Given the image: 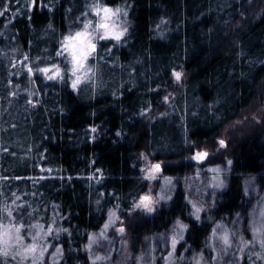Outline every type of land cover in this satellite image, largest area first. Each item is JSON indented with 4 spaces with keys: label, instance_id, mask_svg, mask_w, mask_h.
Returning <instances> with one entry per match:
<instances>
[{
    "label": "trees",
    "instance_id": "16d2710c",
    "mask_svg": "<svg viewBox=\"0 0 264 264\" xmlns=\"http://www.w3.org/2000/svg\"><path fill=\"white\" fill-rule=\"evenodd\" d=\"M106 3L128 4L129 34L99 41L75 88L26 66L64 65L56 53L94 0H0V236L12 230L0 264H93L91 234L113 213L133 248L185 224L181 264H213L214 227L248 225L263 196L246 185L264 189V0ZM198 151L229 182L196 220L180 180ZM157 162L158 181L145 180ZM163 177L178 178L175 193L147 215L135 204ZM240 264H264V251L248 247Z\"/></svg>",
    "mask_w": 264,
    "mask_h": 264
},
{
    "label": "rangeland",
    "instance_id": "374dc122",
    "mask_svg": "<svg viewBox=\"0 0 264 264\" xmlns=\"http://www.w3.org/2000/svg\"><path fill=\"white\" fill-rule=\"evenodd\" d=\"M120 6L130 12L128 4ZM97 20L98 17L90 11L85 24L92 22L95 26ZM125 20L129 21V17L121 16V22ZM124 27L129 28V22L124 24ZM101 36L102 33L97 32L96 41H94L96 46L101 41ZM93 54L84 62V69L78 71L76 76L72 75L71 56L67 55V53H64V65L57 62L37 70L29 66H26V68L29 73L33 71V74L44 73L41 69L47 68L50 71L44 74L47 79L49 76H52L53 79L51 80H57L68 75L72 85L79 78V82L75 86L76 88L85 80L88 81L90 79L93 70L90 60ZM25 62L29 65L27 60ZM202 152L204 151L196 152L193 157L196 163V172L182 177L181 180L179 179L187 192L191 205L195 204L197 207H200L201 213L215 205L216 197L226 190L229 182V171L226 166L209 163L206 161L207 158L202 162L195 158L197 154H201ZM152 164L161 165L158 162L151 163L148 168ZM212 169H219V172H213ZM161 171L154 173L155 178L152 181H158L159 175L162 173ZM176 180L178 178L163 177L157 194H146L152 197L150 208L144 209L147 215L154 214L164 202L172 199L177 187ZM246 187L249 194L256 196V194L262 193L263 196L258 201L248 225L244 226L240 222L241 220L234 218L230 222V225L219 223L214 227L210 237V247L214 253L213 264H240L248 247L252 251L256 247L264 251V189L261 190L260 184L254 180H248ZM106 225H108L107 228H105ZM179 225H183L184 230H181ZM185 228V224L178 222L170 232L147 237L141 244L133 248L127 232L124 228L117 225V216L113 213L101 229L91 234L87 248L93 264H181V260L177 257V246L184 237ZM119 229H122V231H119ZM245 230L247 231L246 233ZM242 232L249 237L248 243L244 241L245 238ZM173 238L176 240L175 248L172 247ZM225 238L227 242H225ZM58 259L59 252H56L53 255V261H58ZM195 264H208V262L202 254H199L198 258L195 259Z\"/></svg>",
    "mask_w": 264,
    "mask_h": 264
},
{
    "label": "snow or ice",
    "instance_id": "6c2138e0",
    "mask_svg": "<svg viewBox=\"0 0 264 264\" xmlns=\"http://www.w3.org/2000/svg\"><path fill=\"white\" fill-rule=\"evenodd\" d=\"M95 15H99V12L97 11L94 13ZM4 13L0 12V16H3ZM88 24H85V28ZM82 36V32L77 31L74 35H69L64 38L63 41V50L61 52H57L56 55H63L64 53H67V55L71 56V62H72V75L76 76L78 71H81L84 69V62L88 59V57L97 51V46L95 43H92L91 41H88L86 46H83L80 42V37ZM101 40H105L104 36L100 37ZM114 40H118V38H113ZM115 47V45H113ZM42 72L48 73L50 70L47 68L41 69ZM175 79L177 81H180L182 78L181 72H175ZM48 79H53L52 76H49ZM79 82V78H77V81L73 83V87L76 86V83ZM219 144L221 147H225V142L223 140L219 141ZM208 153L204 152L202 154H197L196 159L198 161H203L205 158H207ZM144 159H147V157H144ZM147 174L145 175V180H152L154 179V173L161 171L159 164H152L150 168L145 169ZM213 172H219V169H212ZM152 203V197L149 195H144L139 198L138 202L135 204V207H140L144 209H149L150 205ZM192 208L195 209L193 216L196 220L200 219L201 214V208L197 207L195 204L192 205ZM108 225L105 226L107 228ZM181 230H184L183 225H179ZM11 229H4L3 236H0V241H2L5 245L8 244L9 240L11 239ZM16 231H19L18 229ZM119 231H122V229H119ZM225 242H227V239L225 238ZM176 246V240L173 238L172 240V247L175 248ZM29 252L35 251V247H31L28 249ZM58 251V249H57ZM7 254L6 252L4 253Z\"/></svg>",
    "mask_w": 264,
    "mask_h": 264
},
{
    "label": "clouds",
    "instance_id": "9594fccd",
    "mask_svg": "<svg viewBox=\"0 0 264 264\" xmlns=\"http://www.w3.org/2000/svg\"><path fill=\"white\" fill-rule=\"evenodd\" d=\"M90 11L92 13L99 12V15H95L98 20L95 26L90 22L86 28L84 25L83 30L80 31L82 32L80 42L83 46H86L88 41L94 43L97 32L102 33V36L105 37L104 41L112 40L115 42H121L129 34V28L124 27V24L129 21L121 22V16L129 17V11L120 6V3L109 5L106 0H94V6H90ZM113 38H118V40Z\"/></svg>",
    "mask_w": 264,
    "mask_h": 264
},
{
    "label": "water",
    "instance_id": "95a60500",
    "mask_svg": "<svg viewBox=\"0 0 264 264\" xmlns=\"http://www.w3.org/2000/svg\"><path fill=\"white\" fill-rule=\"evenodd\" d=\"M204 152H206V151H204ZM204 152H202V153H204ZM202 153H201V154H202ZM206 153H207V152H206ZM205 159H206V158H205ZM160 168H161V170H162V167H161V165H160Z\"/></svg>",
    "mask_w": 264,
    "mask_h": 264
}]
</instances>
